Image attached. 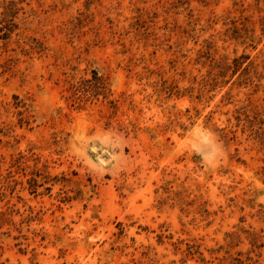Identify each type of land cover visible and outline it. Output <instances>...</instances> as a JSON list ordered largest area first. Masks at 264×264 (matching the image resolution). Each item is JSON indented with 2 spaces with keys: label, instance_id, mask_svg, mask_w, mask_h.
Segmentation results:
<instances>
[{
  "label": "rangeland",
  "instance_id": "obj_1",
  "mask_svg": "<svg viewBox=\"0 0 264 264\" xmlns=\"http://www.w3.org/2000/svg\"><path fill=\"white\" fill-rule=\"evenodd\" d=\"M0 264H264V0H0Z\"/></svg>",
  "mask_w": 264,
  "mask_h": 264
}]
</instances>
